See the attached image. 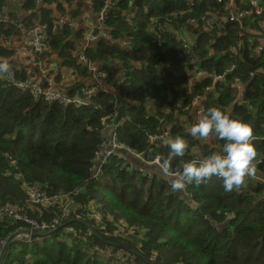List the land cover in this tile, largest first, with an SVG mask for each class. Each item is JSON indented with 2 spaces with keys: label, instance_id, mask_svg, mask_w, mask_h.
<instances>
[{
  "label": "trees",
  "instance_id": "16d2710c",
  "mask_svg": "<svg viewBox=\"0 0 264 264\" xmlns=\"http://www.w3.org/2000/svg\"><path fill=\"white\" fill-rule=\"evenodd\" d=\"M35 1L24 0L25 8L33 9ZM227 1H195L193 7L190 0L118 1L104 23L111 40L97 42L86 53L105 70L120 63L122 73L119 80L108 73L106 92L87 107L48 105L5 86L4 74L0 75V206L23 208L35 221H52L62 215L63 203L49 208L40 204V211L33 213L27 209V191L36 188L48 196L61 194L76 209L63 225L74 227L81 236L75 238L60 228L33 243H12L4 264H264V181L260 176L249 185L246 180L238 192L237 188L226 192L217 177L173 189L175 178L166 175L180 173L184 162L196 158L193 147L205 156L219 151L223 143L215 137L195 140L185 131L195 123L194 92L203 95L205 113L216 107L251 125L257 150L253 164L263 159L259 167L264 171V51L257 53L248 40L252 38L243 31L251 18L259 27L264 15H248L241 24L232 22ZM5 4L0 0V16ZM236 4L240 6L239 0ZM103 7L100 2L95 12L99 14ZM179 11L184 14L171 18ZM213 15L212 25L204 24L202 17ZM222 17L225 24L218 21ZM189 18H196L197 25L188 23ZM157 23L168 26L162 30L161 45ZM33 24L19 28L0 23V43L13 36L22 40ZM48 25L51 29L54 24ZM176 30L181 34L194 30L197 37L191 49L183 48ZM82 38L69 25L50 30L49 48L60 55L66 69L76 70L79 76H85L86 69L78 64L74 50L81 51ZM124 40L137 49L139 58L121 47ZM15 55L13 49L0 45V57ZM42 57H48V51ZM195 68L204 71L206 79L188 92ZM229 68L226 81L205 93L206 87L214 86L212 76L223 75ZM237 79L248 85L240 105L233 86ZM113 116L124 124L120 142L143 153L146 160L161 156L166 172L155 170L151 175L132 170L125 160L112 157L104 175L92 178L95 153L107 141L105 122ZM160 119L172 125L170 135L186 138L184 156L169 159L164 143L147 144L148 135L161 127ZM184 119L187 127L182 125ZM89 204H100V220L88 216L74 220L78 206ZM27 226L9 216L0 218V242ZM90 231L92 236L87 238Z\"/></svg>",
  "mask_w": 264,
  "mask_h": 264
},
{
  "label": "built area",
  "instance_id": "2783aa9c",
  "mask_svg": "<svg viewBox=\"0 0 264 264\" xmlns=\"http://www.w3.org/2000/svg\"><path fill=\"white\" fill-rule=\"evenodd\" d=\"M118 1L119 0L91 1V4L93 5L103 2L104 7L102 11L97 14V28L95 27L93 30L87 32L84 38L85 44L81 51L78 52L77 49L74 50V56L77 58L78 64L86 69L85 76H79L76 73V70H73V72L68 74L67 71L59 64H53L49 66V64L44 59L45 57H42V55L47 51V48H49L50 30L56 32L59 28L64 26V22L60 21L59 24L54 23L51 29L47 23L40 24L38 22H34L33 28L30 31V33L32 32L34 35L33 38L27 43L28 53L34 61L31 67L33 68V71L27 72L25 78H21L18 76V70L16 68H9V72L6 73L5 77L2 79L5 86H14L21 92V94L31 95L37 100H40L41 102H44L48 105L57 104L63 109L80 108L92 105L94 98L99 93L106 92V79L109 76V70H103L101 65L94 64L88 58L86 51L89 49L91 44L98 40V38L111 40V35L109 32H107V30H105L104 23L107 19L108 13L114 11L112 8L114 5H117ZM191 1L190 7H193L196 2H200L202 0H195L196 2L193 0ZM214 1L221 3L225 0ZM227 2V10L229 11V15L231 16L230 21L232 22H238L241 24L248 15H264V3L260 0H249L247 3L249 6L248 9H241L242 7L240 6H244L245 4L243 3V5L240 2L239 6L236 4V0H228ZM184 12L186 13L187 11L185 10ZM184 12H174L171 14V18H175L178 15H183ZM215 18L216 17L214 15L211 17L204 16L202 17V21L204 24L207 23L212 25V20ZM3 22L15 24L16 27L21 28V25L17 24L13 20H10L9 18L0 19V23ZM187 22L193 25H197L198 23L196 18H189ZM167 28V24L157 23L158 45H161L160 41L162 39V30L166 31ZM98 30L100 33H97ZM174 33L175 37L183 44V48L185 50L189 48L191 49L192 40L190 39L189 34H181V30H176ZM20 44H23V41H21L19 37L13 36L11 39L6 40L3 43V46L12 47V49L17 50ZM121 47L131 54L137 55V57L139 56V54H137V49L133 48V45L128 40H124L121 44ZM263 51L264 46H258L256 48L257 53H262ZM233 52H236V50H233ZM178 56L179 58H183L184 54H180ZM184 59H186V56ZM194 62L195 61H193V63ZM231 68L233 69L234 66ZM232 69H227L223 75L212 76L214 86L206 87L205 93L214 91L213 89H215V85L223 82L224 80L226 81V74L231 72ZM190 74L192 77L190 76L191 79L189 81L188 92L192 91L197 81L204 80L207 75L204 71L198 70L197 68L192 70ZM250 75L251 77L255 76L254 72H251ZM117 79L119 80L120 77ZM238 82L239 79H237L236 83ZM75 84H81L84 87L78 90L75 89ZM194 95L195 101L192 108V120L196 122L201 116L205 114V104L203 103V95H196L195 92ZM167 112H171V110L168 109ZM107 121L104 125V132L107 136V141L101 146V149L95 153V165L94 168L91 169L93 172V179L98 180L104 175L105 165L108 159L112 157H116L121 160L134 158L148 167L157 166L163 172H166V168L161 162V156H156L152 160H146L143 153L137 152L131 147L120 142L119 131L123 126V122L119 121L117 116H113ZM160 124L161 127L156 132H152L148 135V145H155L157 143L161 144L163 143L164 139L171 134L172 125L170 123L166 122L164 119H160ZM196 158H199V156H196ZM261 163L262 160H259L258 164ZM135 170L143 172L142 168H136ZM166 175L170 178H175L177 175H179V173H168ZM261 181H264V178H262ZM27 196V209L34 210L38 208L40 204L49 208L56 207L58 204L63 203L62 215L58 218H54L52 221H35L24 212L23 208L0 206V218L9 216L14 222H23L25 225H28V228H19L15 233L10 234L6 239L0 242V264H3L2 259L6 245L16 242L33 243L36 242L39 237L47 236L48 234L51 235L60 228H62L68 235H73L75 238L81 239L77 229L71 226L63 225L64 221L66 223L67 220L71 218L73 211L76 210L74 209L75 206L70 201H68L65 196L61 194L48 196L36 188L28 190ZM77 210L79 215L74 220L81 219L83 216L100 220L98 219L97 215L92 214V212L96 211L99 215L98 210L91 211V208L85 205L82 207L78 206ZM62 220L63 222L61 223ZM90 236H92L91 231L89 232V236H87V238ZM101 253H104V251H101Z\"/></svg>",
  "mask_w": 264,
  "mask_h": 264
},
{
  "label": "clouds",
  "instance_id": "9594fccd",
  "mask_svg": "<svg viewBox=\"0 0 264 264\" xmlns=\"http://www.w3.org/2000/svg\"><path fill=\"white\" fill-rule=\"evenodd\" d=\"M196 37L192 41V44H195ZM99 41L109 42L110 40L98 38L90 47ZM251 46L256 50V45ZM13 50L17 52V50ZM99 65L102 67V63H99ZM107 70H109V68H107ZM8 72L9 63L7 60L0 59V75L4 74L1 80ZM19 72L24 73V77L21 78H25L26 71H17V74H19ZM19 93L21 94L20 91ZM123 128L124 124L119 131L120 135ZM185 131L195 140L204 142L208 141L211 137H215L216 139L222 140L223 143L219 151H213L208 155L184 162L179 175L173 180V189L182 188L188 183L199 185L212 177H217L222 181L223 189L227 192L235 188L240 189L239 187L242 186L248 178L255 176L256 170L253 166V161L257 155V150L252 143L253 129L248 122L241 118L233 117L226 111L211 107L195 123L186 128ZM163 143L169 149V159L172 157L184 156L188 148L186 138L180 134L167 136ZM85 206L90 207L91 211H93L98 210L100 204H89ZM92 206L97 207L93 208ZM10 246L11 244L9 247ZM5 256L2 259L3 264Z\"/></svg>",
  "mask_w": 264,
  "mask_h": 264
},
{
  "label": "crops",
  "instance_id": "0c3cea01",
  "mask_svg": "<svg viewBox=\"0 0 264 264\" xmlns=\"http://www.w3.org/2000/svg\"><path fill=\"white\" fill-rule=\"evenodd\" d=\"M92 0H36L35 6L33 9H26L24 0H5L6 6L5 9L0 16L2 18H9L10 20L15 21L17 24L24 26L25 23L30 22H38V23H52V24H59L60 21L64 22V25H69L72 30L75 32V34L82 33L83 36H86L88 31L93 30L95 27L97 28V13L95 12L96 5L91 4ZM191 1V0H190ZM195 1V0H193ZM249 0H239L244 6H248ZM264 3V0H260ZM17 20H16V18ZM254 19L251 18V22H246L245 26L243 28V31H245L244 35H249L252 39H248L251 44L258 46H264V20L259 24V27H256ZM220 24H225L227 21L224 17L218 19ZM248 24V25H247ZM247 25V28H246ZM31 26V25H30ZM29 26V27H30ZM33 26L29 31L24 33V36H22L23 44H20V46L17 49L16 55L13 58H3L0 57L2 60H7L9 63V68L17 67L16 69L18 71H26L31 72L33 71L32 65L34 63L33 58L30 57L28 53V46L27 43L33 38V33L30 31L32 30ZM190 39L193 41L195 37L197 36L194 34L193 31H188ZM83 39V38H82ZM83 39L80 44V46H84ZM1 46H3V42L0 43ZM95 45V44H94ZM93 45V46H94ZM8 47V46H7ZM12 49V47H8ZM45 61L50 65L53 64H59L61 67H63L67 73L73 72L71 68L66 69L63 59L60 57L58 53H55L50 48L48 50V58H44ZM120 63L114 62L110 68L109 71L113 75V77L118 78L121 76V67L119 65ZM234 66V65H233ZM65 71V72H66ZM83 77V76H82ZM234 92L237 93V103L236 104H242L244 101V96L247 91V84L245 83H235L234 85ZM187 124V119H184L182 121V125L184 127ZM192 153H195L197 156L201 157V150L199 147H193ZM204 156V155H203ZM263 160V159H259ZM253 164L255 167V176H260V179L264 177L263 171L259 167L258 161ZM126 163L129 165V167L132 170L143 169V173H149L151 175L155 174V169L152 167H148L141 163L140 161L132 158V159H125ZM252 177V178H254ZM252 178L247 179V185L251 183ZM246 182V181H245ZM40 206V205H39ZM38 206V207H39ZM93 208H96L97 206H92ZM33 213L36 211H40L39 208H36L34 210H31Z\"/></svg>",
  "mask_w": 264,
  "mask_h": 264
},
{
  "label": "water",
  "instance_id": "95a60500",
  "mask_svg": "<svg viewBox=\"0 0 264 264\" xmlns=\"http://www.w3.org/2000/svg\"><path fill=\"white\" fill-rule=\"evenodd\" d=\"M153 169H155L156 171L158 170H161L160 168H158L157 166H153L152 167ZM162 171V170H161ZM88 226H89V228L90 229H92V226L91 225H89V224H87ZM99 238H100V236H99V234H96ZM8 249H9V245H6L5 246V248H4V254H3V258H4V256H5V254L8 252ZM148 264H151L149 261H148Z\"/></svg>",
  "mask_w": 264,
  "mask_h": 264
},
{
  "label": "rangeland",
  "instance_id": "374dc122",
  "mask_svg": "<svg viewBox=\"0 0 264 264\" xmlns=\"http://www.w3.org/2000/svg\"><path fill=\"white\" fill-rule=\"evenodd\" d=\"M48 50H49V48H47V51H48ZM47 51H46V52H47ZM114 78H115V77H114ZM116 79H117V78H116ZM263 174H264V171H263ZM236 191L238 192V191H240V189H238V190H236ZM88 212H89V211H88ZM92 214H93V215H97V216H98V219H100V215H98V213H97L96 211H95V212H92ZM110 220H112V219H110ZM48 235H49V234H48ZM48 235H47V236H48ZM49 236H50V235H49ZM43 237H44V236H43ZM107 252H108L107 250L104 251V253H107Z\"/></svg>",
  "mask_w": 264,
  "mask_h": 264
}]
</instances>
